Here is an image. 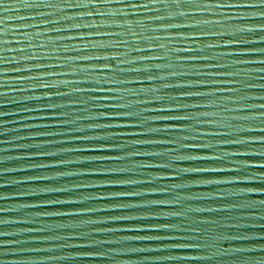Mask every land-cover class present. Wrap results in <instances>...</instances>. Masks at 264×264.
<instances>
[{"label": "water", "instance_id": "obj_1", "mask_svg": "<svg viewBox=\"0 0 264 264\" xmlns=\"http://www.w3.org/2000/svg\"><path fill=\"white\" fill-rule=\"evenodd\" d=\"M0 264H264V0H0Z\"/></svg>", "mask_w": 264, "mask_h": 264}]
</instances>
